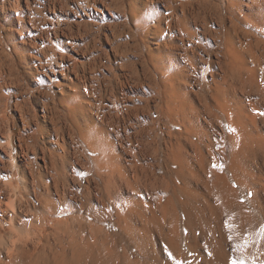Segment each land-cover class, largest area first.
Instances as JSON below:
<instances>
[{
    "label": "bare ground",
    "instance_id": "6f19581e",
    "mask_svg": "<svg viewBox=\"0 0 264 264\" xmlns=\"http://www.w3.org/2000/svg\"><path fill=\"white\" fill-rule=\"evenodd\" d=\"M34 2L0 0V120L57 90L42 165L0 122V264H264V0Z\"/></svg>",
    "mask_w": 264,
    "mask_h": 264
},
{
    "label": "rangeland",
    "instance_id": "374dc122",
    "mask_svg": "<svg viewBox=\"0 0 264 264\" xmlns=\"http://www.w3.org/2000/svg\"><path fill=\"white\" fill-rule=\"evenodd\" d=\"M34 1H35L34 4L36 6L37 5L36 4V0H34ZM45 13H46V15H48L47 6L44 7V9L42 11V14L43 15H41V17H43L45 15ZM0 25H3V23H2L1 20H0ZM0 28H2V27H0ZM49 37H50V39H53L52 34H50ZM130 42H132V41H130ZM106 49H107V46H106ZM131 55H133V54H131ZM65 59H68V57H66ZM118 73H120V72H117V74ZM207 74H208V71H206L205 76ZM67 75H70V76L73 75L72 69L69 72H67ZM39 83H40V81H38L37 79H35L33 76L26 77V79L23 82V84H21L18 81L11 82L8 85V88L10 90L12 89V91L9 94L3 93V95H2V99H3V102L2 103L3 104H4V97L3 96H6L5 97V100H6L5 103H6L7 110H6V113L4 114V116L1 115V118L2 119L0 120L1 127H2V129L4 131L7 132V130H9L8 128L10 126H12V124H14L15 125L14 133L16 135L19 134V133H22L23 134V137L26 136V137L23 138V141L24 142H21L22 148L24 150L23 153H24V156H25V160L27 159V161L33 162L35 165H42L43 164L42 157H41V156H43L42 155L43 153H41L42 152V149L39 148V149L36 150V152H34L33 151V148H31L32 147V144H31V142H28V140H27V139L30 138L31 134H30V132H28L27 129L24 130V128L22 127L23 126V123L21 122V118H20L19 114H22L27 120H29L30 121V124H34L36 121H40L41 120V114H42L41 111L43 110V106H50V107L52 106V102H51L50 95L52 94L51 91H56L57 90V88L55 86L56 85V82L54 84H51V87L49 86V88L41 87V85H39ZM112 84L115 85V81H113ZM207 86H208V82L206 81V78L204 77L203 78V83H202V89L205 90L207 88ZM45 111H47V110H45ZM49 112H51V111H49ZM65 127H66V125L63 126V133H64V138H65L64 141H66V143H69L70 142V137H68L69 136L68 127H66V129H65ZM6 140H7V138L3 139V142L6 141ZM25 142H27L28 144H26ZM5 144L6 145H9V144H7V141L5 142ZM71 144H70L71 147H73V146L74 147L75 146L76 147H79L81 145L79 143H78V145H77V143H73L74 145L73 144L71 145ZM28 145H30V146H28ZM6 147L4 145V148H6ZM8 147L11 148L10 146H8ZM9 148L7 150H9ZM73 153H74L73 151L70 152L71 156L70 155L69 156H70V159H73L72 162H76L77 161V159H76L77 158V155H79V154L77 152V155L74 154L75 155L74 156V155H72ZM81 159H79V160L81 161ZM87 178H88V176H85L83 181H85ZM106 226L109 228V230H111V227H109V225H106Z\"/></svg>",
    "mask_w": 264,
    "mask_h": 264
},
{
    "label": "snow or ice",
    "instance_id": "6c2138e0",
    "mask_svg": "<svg viewBox=\"0 0 264 264\" xmlns=\"http://www.w3.org/2000/svg\"><path fill=\"white\" fill-rule=\"evenodd\" d=\"M212 167H213V168H216L217 165H216L215 163H213ZM78 174L81 175V176L85 175L84 173H78ZM225 226L228 227L227 224H226ZM259 235H260L262 238H264V229H261V232L259 233ZM231 239H232V237L229 236V240H230V241H231ZM249 243H250V241L247 239V237H245V238H244V243H243V244H235V245H233V246H232V250H233V251H236V250H238V249L241 248V247H246ZM251 243H254V241H251ZM167 256H168V259H170V260H174V257L172 256V254H171L170 252L167 253ZM177 264H179V262H177ZM232 264H238L237 260L234 259V260L232 261ZM239 264H243V260H240V261H239Z\"/></svg>",
    "mask_w": 264,
    "mask_h": 264
}]
</instances>
